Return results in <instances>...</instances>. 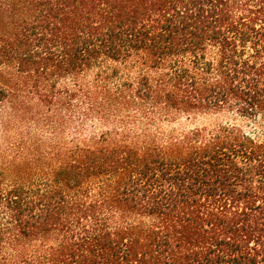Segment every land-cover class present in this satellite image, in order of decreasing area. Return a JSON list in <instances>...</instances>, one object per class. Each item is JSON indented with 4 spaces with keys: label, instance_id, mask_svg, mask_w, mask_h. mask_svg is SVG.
<instances>
[{
    "label": "trees",
    "instance_id": "1",
    "mask_svg": "<svg viewBox=\"0 0 264 264\" xmlns=\"http://www.w3.org/2000/svg\"><path fill=\"white\" fill-rule=\"evenodd\" d=\"M0 82L80 127L0 264H264V0H0Z\"/></svg>",
    "mask_w": 264,
    "mask_h": 264
},
{
    "label": "rangeland",
    "instance_id": "2",
    "mask_svg": "<svg viewBox=\"0 0 264 264\" xmlns=\"http://www.w3.org/2000/svg\"><path fill=\"white\" fill-rule=\"evenodd\" d=\"M243 128L264 140V127L247 124ZM79 129L78 120L69 119L62 107L56 112L53 105H45L32 94L11 93L0 105V173L4 183L36 182L49 174L57 165L56 153L70 139L79 140ZM99 130L95 127L89 132Z\"/></svg>",
    "mask_w": 264,
    "mask_h": 264
}]
</instances>
